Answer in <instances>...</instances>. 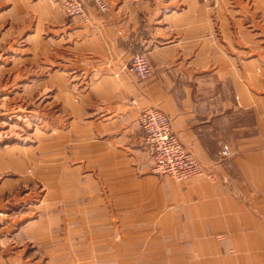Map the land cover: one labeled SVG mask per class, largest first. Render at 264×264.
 I'll return each instance as SVG.
<instances>
[{
    "label": "crops",
    "instance_id": "obj_1",
    "mask_svg": "<svg viewBox=\"0 0 264 264\" xmlns=\"http://www.w3.org/2000/svg\"><path fill=\"white\" fill-rule=\"evenodd\" d=\"M106 1L0 0V264H264V0ZM149 106L201 175L153 170Z\"/></svg>",
    "mask_w": 264,
    "mask_h": 264
},
{
    "label": "built area",
    "instance_id": "obj_2",
    "mask_svg": "<svg viewBox=\"0 0 264 264\" xmlns=\"http://www.w3.org/2000/svg\"><path fill=\"white\" fill-rule=\"evenodd\" d=\"M69 16H78L89 20L86 7L92 2L100 11H107L106 0H58ZM133 41L134 37H130ZM139 78H146L152 72V67L142 51L131 54L123 66ZM138 123L144 134V146L149 153L153 170L181 182L197 177L203 173V168L193 153L180 141L172 130L170 117L161 109L153 106L142 109L138 115Z\"/></svg>",
    "mask_w": 264,
    "mask_h": 264
},
{
    "label": "rangeland",
    "instance_id": "obj_3",
    "mask_svg": "<svg viewBox=\"0 0 264 264\" xmlns=\"http://www.w3.org/2000/svg\"><path fill=\"white\" fill-rule=\"evenodd\" d=\"M39 62H40V66H44L45 67L46 62H45V60L42 57H40ZM45 69H46V67H45ZM41 75L42 74H40V76ZM28 108L29 107H27L26 104L23 105V113L24 114L28 113ZM55 108L58 111L60 110L59 107H55ZM58 111H56V112H58ZM45 115H46V100L43 99V100H40V104H39V127H40V130L41 129H46V124H45V121H44L45 120ZM44 190H45V187L39 186V191H40L39 192V198H38L39 200H41L43 198L44 192H45ZM92 193H94V192L92 191L90 194L88 193L86 195V199H85L86 203H87V212L88 213H95V211H94V209L96 208L95 201H90V197L92 195H94ZM99 195H100V197L102 199L99 203L102 206L103 213H105V215H107L106 217H108V221L110 220L109 223L111 224V205H110L108 193L104 189H102L101 191H99ZM71 224L72 225H76L77 221L76 222L72 221Z\"/></svg>",
    "mask_w": 264,
    "mask_h": 264
}]
</instances>
